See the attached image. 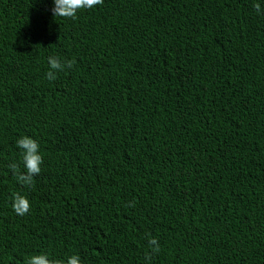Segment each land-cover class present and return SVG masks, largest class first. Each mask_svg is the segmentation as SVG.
<instances>
[{
  "label": "trees",
  "instance_id": "16d2710c",
  "mask_svg": "<svg viewBox=\"0 0 264 264\" xmlns=\"http://www.w3.org/2000/svg\"><path fill=\"white\" fill-rule=\"evenodd\" d=\"M0 0V264H264V0ZM76 63L46 78L48 57ZM37 139L41 172L8 165ZM30 211L18 215L12 194Z\"/></svg>",
  "mask_w": 264,
  "mask_h": 264
},
{
  "label": "clouds",
  "instance_id": "9594fccd",
  "mask_svg": "<svg viewBox=\"0 0 264 264\" xmlns=\"http://www.w3.org/2000/svg\"><path fill=\"white\" fill-rule=\"evenodd\" d=\"M104 0H53L54 7L52 9L54 17L76 18L77 13L81 9L94 8L97 5L103 4ZM253 7L258 14L262 13V4L260 0L254 2ZM76 63L75 59L61 60L59 56L51 55L48 57V71L46 78L49 81H55L59 72L71 68ZM17 147L21 150V163L12 162L8 168L12 171L15 179L25 187H31L34 184V177L41 172L43 156L40 152V144L37 139L30 136H21L16 141ZM12 208L18 215H25L30 211L31 203L28 197L21 192L12 194ZM148 248L151 251H146L145 259L150 264L153 253L160 251L158 239L149 235ZM25 264H83L78 254H72L67 259L50 258L47 253H40L29 257Z\"/></svg>",
  "mask_w": 264,
  "mask_h": 264
}]
</instances>
